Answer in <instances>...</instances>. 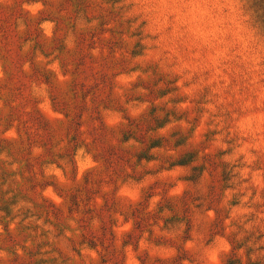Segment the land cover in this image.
Segmentation results:
<instances>
[{
    "label": "rangeland",
    "instance_id": "1",
    "mask_svg": "<svg viewBox=\"0 0 264 264\" xmlns=\"http://www.w3.org/2000/svg\"><path fill=\"white\" fill-rule=\"evenodd\" d=\"M0 264H264V0H0Z\"/></svg>",
    "mask_w": 264,
    "mask_h": 264
}]
</instances>
